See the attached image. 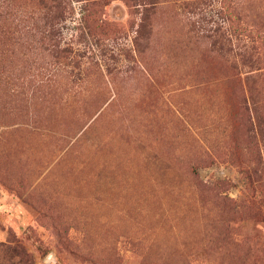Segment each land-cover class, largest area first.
<instances>
[{
	"label": "rangeland",
	"instance_id": "obj_1",
	"mask_svg": "<svg viewBox=\"0 0 264 264\" xmlns=\"http://www.w3.org/2000/svg\"><path fill=\"white\" fill-rule=\"evenodd\" d=\"M39 9L0 7L19 30L1 36L0 264H264L258 28L212 52L162 23L139 36L124 0H71L48 52ZM238 13L264 30L253 2Z\"/></svg>",
	"mask_w": 264,
	"mask_h": 264
},
{
	"label": "trees",
	"instance_id": "obj_2",
	"mask_svg": "<svg viewBox=\"0 0 264 264\" xmlns=\"http://www.w3.org/2000/svg\"><path fill=\"white\" fill-rule=\"evenodd\" d=\"M14 0H0V7L12 6ZM96 1V0H94ZM134 15H139L140 22L137 29L138 35H146V33L154 28V24L162 23L165 28V33L171 32L177 37H191L193 39H200L206 44L210 45V49L214 52L217 49H222L224 42L227 40L232 42L234 35H250L253 36L255 28L257 29L258 36L264 35L262 26H257L256 16L252 15L240 16L238 13L239 6L242 9L245 6L249 10V1L253 2L254 10L257 13L264 12V0H221L220 9L218 10L217 17L214 15L203 14L204 8L212 0H124ZM40 9L36 13V21L40 22L37 28L34 29V34L37 37V46L42 51H58V44L53 40L56 35V24L66 18V13L69 12L71 0H39ZM246 3V4H245ZM90 4V3H89ZM88 4V5H89ZM94 4V3H93ZM10 5V6H9ZM88 7V6H87ZM89 8V7H88ZM13 15L14 19L23 20L27 18L23 10H12L9 12ZM15 13V14H14ZM86 20L88 26L91 28V14L86 13ZM255 14H253L254 16ZM33 17V15H32ZM32 19V18H31ZM252 19V20H251ZM258 20V19H257ZM20 22L16 23V27ZM10 25L8 29L0 30V47L4 45L8 48L2 40L3 35H13L19 33V30ZM103 23H98L96 26L102 28ZM95 27V26H94ZM93 33V32H92ZM164 33V34H165ZM236 35V36H237ZM178 42V40L175 39ZM13 45V42L11 43ZM10 45V48L4 52L0 49V64L3 58L10 53V59H18L15 48ZM69 51L68 49H61L60 51ZM253 52H251V56ZM249 62H243L250 66L248 71H261L264 68L262 60L259 55L255 58H248ZM14 61V60H13ZM261 61V62H260ZM13 64V63H12ZM3 65V64H1ZM5 65V64H4ZM8 77V76H5ZM19 79V77H17ZM15 94V93H13Z\"/></svg>",
	"mask_w": 264,
	"mask_h": 264
}]
</instances>
